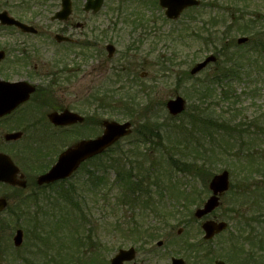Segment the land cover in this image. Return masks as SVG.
Instances as JSON below:
<instances>
[{"label":"rangeland","instance_id":"obj_1","mask_svg":"<svg viewBox=\"0 0 264 264\" xmlns=\"http://www.w3.org/2000/svg\"><path fill=\"white\" fill-rule=\"evenodd\" d=\"M117 1L105 0L103 8L95 16L86 14L83 11L84 0H73L72 20L74 22H86L85 28L82 30L73 28L72 34L77 40L75 48H67L66 45L61 44L60 52L58 51L55 54L57 49L54 47L58 44L54 40V34L61 30L63 23L53 21L51 18L60 8V0H0V11H8L12 16L35 25L39 30L38 36H31L0 26V46L3 45L10 50L8 53L9 60L29 56L28 61L31 62V68H26V74L32 72L36 75L41 74L40 78H37L39 88L47 94L48 100L55 101L54 104H62L63 107H68L81 113L86 118H93L95 121L114 119L123 122L131 119L135 123L134 130L136 132L129 139H123L119 145L118 150L121 151L119 150L116 156H122L119 158L121 165H123L122 159L127 156L123 153L126 152L133 156L138 151L146 152L151 158L160 159L161 164L166 161L165 155L181 160L179 165H182L185 160L189 162L191 171H180L178 168H171L166 163L164 167L165 177L167 176L168 179L172 180L174 184L171 183V185L174 186H170L169 194L164 195L162 201L159 197H156L158 201L154 199L155 203L152 210L144 207V211L139 205L133 208L131 205L119 202L122 190L126 189L125 186H121L123 182H120L111 192L112 195L110 194V205H103L102 202L93 203V200H97L99 195L92 190L85 197L87 203H82L84 204L82 217L76 216L77 223L84 225L77 229L79 237L90 235L94 237L95 242L100 246L98 254L102 261L104 258L110 259L121 247L135 246L137 257L129 264H165L170 254L177 256L180 252V245L173 246L168 239L177 235L178 230L184 227V222L197 221V218L194 217V211L196 208L201 207L211 194L209 183L206 185V177L203 174L205 170L211 176L223 169L229 170L231 174L232 187L222 196L220 207L213 212L219 219L237 220L236 218L247 213V209L250 211L248 213L250 215L253 208L264 206H260L255 202L259 199V196L254 193V191L259 193L260 190L264 189V174H254L256 167H251L250 161L252 164L257 161H254L253 157L249 155L253 145L259 147L256 151L257 155L264 151V139H260V130L257 125L259 124L261 128L264 127V52L260 53L258 51L256 53V49H252L256 44L260 46L264 42V0H238L241 1L240 4L236 0H230L229 3L233 5L228 4L227 6L222 3L223 1H216L215 5L218 6L217 10L219 12L208 8V0H203L204 7L201 9L190 8L174 21H166L164 12H160L157 7L152 6L153 8L151 11L149 10L148 14L152 19L159 17V19L157 18V26H160L163 34H165L159 39L152 36L143 44L138 43V34L140 33L133 32L131 26L121 20L117 21V33H115V29L107 27L111 17H113L108 14L111 13L112 7L118 5ZM135 1H127L126 6L131 7ZM221 9L225 11L220 13ZM218 13L221 17L218 16ZM193 14H196L197 19L190 18L194 16ZM243 14H255V32L242 34V31L232 26L228 29L229 33L220 35L226 25L230 24V17L236 19ZM162 17L164 18L162 19ZM213 18L217 19V22L211 21ZM195 20H198V22L194 23ZM154 22L156 23L155 20ZM202 25L204 28L201 27ZM154 27H156V24ZM187 29H190L191 33L195 35L197 34L194 29L199 31L201 29L202 32L209 30L211 32L209 43L206 44L207 41L203 38L204 35L197 38L189 32L185 34ZM242 36L249 37V41L245 44H238V38ZM19 40H23L22 43L24 44L14 51L13 46L19 44ZM110 41L116 46V55L112 60L103 59L100 53L106 55L105 45ZM81 44H86L89 47L87 46L84 50L80 47ZM128 47H132V50ZM174 49L180 51L179 56L181 57L178 61L175 60L174 67H172L173 72H161L159 66L155 65L157 56L162 54L166 57L175 55ZM22 50H24V53ZM260 51L262 52V50ZM210 54L217 57L216 62L209 64L203 71L194 76L195 80L216 78L223 71L227 60L240 58L238 64L231 65L235 68L237 77H227L223 81L224 85H218L219 89L222 87L227 88L230 96L227 95L226 99L215 96V99L211 101L214 104L213 108L208 107L215 118L227 125L226 129L218 130V128H214L213 132H217V136H214L212 132H202L190 126L191 116L195 113L193 105L196 104V99L194 101L189 100L185 92L192 83L187 84V87L177 83V77L183 75L184 72L188 73L196 63L204 60ZM246 54H249V58L245 57ZM241 63L243 64L241 65ZM33 65L37 66V72H34ZM122 66L127 67L123 76L125 74L128 76L133 72L138 76L142 70L148 72L146 77L148 89L146 93L150 99L147 101L142 99L143 105H141L139 111H137L136 106L129 105L127 92L121 90L119 95H113V97L108 92L114 81L112 79L114 78V69H120ZM239 67H241L240 70ZM64 68L66 72L63 71ZM16 76L11 75L12 78ZM155 78H160V81L156 83L150 81ZM229 79L231 80L226 83ZM190 81L194 80L191 79ZM106 90L108 92L106 101L114 103L116 107H107V109L98 107L99 102L97 99H100V94L106 93ZM130 92L135 94V88L131 89ZM114 93L117 94V91ZM178 94L187 100V110L182 115L171 116L165 104L167 100ZM202 107H206V104H203ZM43 109L47 110L46 107H43ZM129 113L132 115H129ZM127 114L128 116H126ZM143 114L145 116H139ZM147 116L151 118L148 126L154 127L155 134L150 138L153 142L139 143L134 147L133 138L139 130L144 128L142 126L144 120L140 119ZM86 126V132L81 127L75 128L73 141L84 135L95 136L102 131V128L97 127L95 124L93 128L90 124H86ZM183 130L191 135L190 140L183 133ZM241 130L247 131L242 132ZM182 145L189 146L188 150L181 151ZM252 151L254 152V150ZM157 164L154 174L164 172L163 165ZM237 164L240 165L237 167ZM82 169L64 184L72 185L74 183L73 189L77 190L76 197L81 192L82 179H80V176L83 175ZM115 174L116 170L113 168L109 172L108 179V183L111 185L115 183ZM167 183L169 182L167 181ZM178 187L182 192L177 189L176 193ZM59 188L60 186H54L46 191L38 192L37 194L40 196L33 199L32 203V199L26 197L30 190L22 192L17 188L0 186V196L1 194H7L10 197L9 209L0 215V264H15V257L20 258L22 255L28 257L32 255L37 259L39 255H36L37 250L33 248L37 233L34 231L35 224L43 221L40 226V233L42 234L40 236L47 237L54 236V229L52 230L54 222L62 219L68 221L67 218L70 215L67 214V208L63 207L58 211L53 203L54 201L48 197V194L54 197L60 191ZM238 191L239 195L248 201V205L238 206L232 211L234 209V195H237ZM113 196L114 200L112 199ZM60 203L64 204L65 202L61 201ZM37 206L39 207L37 208ZM88 206H90L92 212H90ZM27 209H32L33 213L30 216L34 217H26ZM258 209L264 212L263 207ZM153 210L157 213L174 212L168 216L169 225H164L166 221L151 212ZM212 216L210 215L207 218ZM130 222H142L145 226L151 228L153 232L156 231L157 236L160 235L164 245L163 248L155 250L154 254L157 255H148L149 245L136 244L138 241L133 239L136 237H130L132 235V229L129 228ZM19 227L25 228L26 232L25 243L17 249L13 245V236ZM51 230L52 233H50ZM187 230L191 234L184 233L181 236H201L197 233L198 229L195 224ZM60 237L64 240L65 233H61ZM240 247L243 250L244 244H241ZM70 249L73 252L76 251L74 247L70 246ZM84 249L83 247L81 250L84 251ZM226 249L228 250V248ZM1 251L3 252L1 253ZM166 253L169 254L168 257L163 256Z\"/></svg>","mask_w":264,"mask_h":264},{"label":"flooded vegetation","instance_id":"obj_2","mask_svg":"<svg viewBox=\"0 0 264 264\" xmlns=\"http://www.w3.org/2000/svg\"><path fill=\"white\" fill-rule=\"evenodd\" d=\"M127 1L129 0H118V5L114 8L112 7L111 13L108 15H112L113 17H111V21L108 23L107 27L115 29V33H117V21H123L131 26L133 32L140 33L138 34L139 44H143L146 41L145 37H148L153 30H156L157 33L163 32L162 28L160 29V26H157V18L159 19V17L152 19L148 14L149 10L151 11L153 8L152 6H155L160 12H164V16L166 17L165 9L160 6V0H136L131 7L126 6ZM104 3L105 0H103L100 11ZM86 14L96 16L98 12H86ZM163 18L164 17H162V19ZM78 23L79 22H74L72 20L71 15L70 19L63 24L61 30L54 34V37L59 33L72 38L70 42L55 41L58 44L54 47L57 49L55 54L58 53V51L60 52L61 44L66 45L67 48H75V46H77V40L74 34H72V30L73 28L76 30L84 29L86 22H82V27L80 28L76 27ZM155 24L156 27H154ZM12 28L14 32L26 35L22 30L15 27ZM31 36H36V34ZM18 42L19 44L13 46L14 51L24 44L22 43L23 40H19ZM109 45H112L110 49ZM87 46L86 44L80 45L82 48H86ZM130 48L132 50V47H128V49ZM105 50L106 55L100 53L101 57L103 59L107 58L108 60H112L116 55V46L110 41L106 43ZM9 51L10 50L6 49L3 45L0 46V54L2 53V58L0 59V80L11 83L28 81L36 86V91L31 95L28 101L17 106L12 112L0 116V153L7 154L11 157L14 163L19 167L16 180L25 182L27 185L25 189L19 186H12V188H19L21 190L27 189L30 190V192H32L33 189L41 191V188L47 185H37L36 182L38 177L52 167L63 150L73 146L75 142H77L78 139L73 141L75 128L81 127L82 130L86 132V124L92 125V128L95 124L97 127L102 128V133L103 127L101 125V120L95 121L90 117H87L82 123L75 124L71 123L64 125L52 122L49 118L51 113L56 112L61 114L65 109L69 108L63 107L62 104H54L55 101L48 100L47 94L43 93L42 89L40 90L37 82V78H40L41 74L36 75V73L33 74V72L26 74L25 70L28 67L31 68V62L26 60V56L22 59L17 58L9 60ZM22 51L24 53V50ZM33 70L37 72L36 65H33ZM120 71L121 70L118 68L114 69V78H112L114 81H117ZM123 71H126V67L123 68ZM11 75L17 76L12 78ZM147 76L148 72L142 70L138 79L135 78V80L139 81ZM34 97L38 98L35 99ZM43 107H46L47 110H44ZM16 132L21 133L20 137L11 139L9 135ZM101 133L96 134V136ZM81 138H90V136L84 135L81 136ZM105 152L101 153V158H105ZM92 159H95V157ZM98 160L100 164L102 161L100 158H98ZM87 176H89L88 173ZM0 186L6 188L10 187L8 183L4 182H0ZM1 196H5L10 201V197L7 194H1ZM258 208H253L252 214L250 215L248 214L250 211L247 209V213L240 216L242 220L238 219V217L236 218L237 220L228 221V227L211 239H206L204 237V220L184 222V227L180 228L179 231L180 235L184 233L191 234L187 229L195 224L198 229L197 233L201 234V236L170 237L168 239L170 244H173V246L179 244L180 252L177 256L173 254L169 256L168 253L163 255L165 257L169 256L165 264H172L174 258L182 259L183 262L179 264H217L219 261H222L224 264H264V212ZM235 209L236 207H234L232 211ZM213 218L217 220L218 216L213 215ZM241 244H244L243 250L240 247ZM163 245L164 243L158 246L149 245L150 248L147 254L157 255L154 254L155 250L163 248ZM226 248H228V250ZM129 263L130 262H126L125 264ZM101 264H106L105 259Z\"/></svg>","mask_w":264,"mask_h":264},{"label":"water","instance_id":"obj_3","mask_svg":"<svg viewBox=\"0 0 264 264\" xmlns=\"http://www.w3.org/2000/svg\"><path fill=\"white\" fill-rule=\"evenodd\" d=\"M103 0H87L85 9H93L97 11ZM160 3L165 7L166 14L169 18H177L181 12L188 6L198 5L199 0H160ZM71 13V0H62V9L56 13L55 18L59 19H68ZM0 21L2 24L16 25L28 32H35L36 30L27 24H24L8 15L6 11L0 12ZM59 41L70 40L67 37L57 35ZM246 38H242L239 42L245 41ZM112 45H109V49ZM113 49V47H112ZM2 58V53L0 54ZM215 56H209L204 62L197 64L193 69L192 73L195 74L201 69H203L208 62L215 61ZM34 87L30 86L26 82L19 83H8L0 81V115L3 113H8L16 108L20 103L29 98L30 93L34 91ZM167 106L170 112L174 115L182 112L185 109V100L182 97H177L172 99L167 103ZM49 118L54 123L66 124L76 121H82L83 118L76 113L66 111L64 114L59 115L56 112H53L49 115ZM105 131L103 135L97 137L96 139L82 140L74 147H70L64 151L57 163L48 171L47 173L39 177L38 182H51L60 178H65L69 176L82 161L86 158L91 157L99 152H102L109 145L113 144L120 137L130 133L129 127L131 123L126 122L120 124L115 121H104ZM18 134H13L11 137H17ZM0 163L4 165V177L2 176V170L0 169V180L8 181L15 184L14 179L15 174L18 172V169L12 164L11 160L7 156L0 155ZM23 186L25 182L21 183ZM210 188L213 190L214 195L207 201L205 208L198 210L197 215L202 216L216 206L219 205V198L217 195L226 191L229 188V174L227 171H224L222 174L214 176L210 183ZM6 206V201L0 199V211ZM226 226L225 223L217 224L213 221H209L204 228L207 231V237L214 235L215 232L220 231ZM23 240V233L21 230L17 231L15 236V244L20 245ZM133 249L129 251H120L119 255L113 260V264H121L124 260L133 258Z\"/></svg>","mask_w":264,"mask_h":264},{"label":"trees","instance_id":"obj_4","mask_svg":"<svg viewBox=\"0 0 264 264\" xmlns=\"http://www.w3.org/2000/svg\"><path fill=\"white\" fill-rule=\"evenodd\" d=\"M239 24H240V21H239ZM240 28H241V26H240ZM242 30L243 29H245V27H243V28H241ZM193 86V85H192ZM198 87L196 88V95H194L195 93L193 92V94L191 93V90H190V88H187L188 90H187V95H189L190 93V98L191 99H193L194 98V96H195V98H196V103H197V105L195 106V104L193 105L195 108H194V111L196 112V114L194 113L191 117L195 120V121H202V122H204V124H206V125H211V126H213V124L215 125V127H217V128H225V126L226 125H224V123H221L220 122V120H216L215 121V119L212 117V119H213V121L212 122H209V121H207V120H205V119H202V118H200V116H199V112H200V109L201 110H204L205 108H202L198 103H205V101L206 100H208V95H209V92L211 91V90H209L208 91V87H204V84H201V85H197ZM132 85H126V84H123V86H122V88L124 89V90H127L128 92H130V90L132 89ZM194 87H196V85H194ZM198 112V113H197ZM151 133L153 134V131H151ZM181 151H183V150H181ZM127 159H129L130 160V156H128V158ZM169 164L171 165V166H177V168H181L182 169V167H180V165H179V160H177V159H175V157H173V156H171V157H169ZM109 163H112V164H108L107 163V165H106V171H108V169H109V167L111 168L112 166H115V165H118L117 167H119V161L116 159L115 161L113 160V158L109 161ZM156 165H157V163L155 164V163H151V166L149 167V168H146V170L144 171V176H147V177H152V174H154V168H156ZM182 165L183 166H185L186 167V170H188V169H190V165L188 164V162L187 161H185V162H182ZM122 167H123V165H122ZM185 169V168H184ZM121 171L123 172V174H125L128 178H130L131 177V174H132V169L131 170H122L121 169ZM132 185L134 186V187H132V189L131 190H135L136 189V187H139L140 188V186H139V184L137 183V184H135V183H132Z\"/></svg>","mask_w":264,"mask_h":264}]
</instances>
